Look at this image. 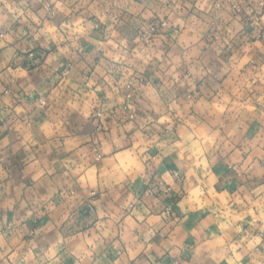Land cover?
<instances>
[{
	"label": "crops",
	"instance_id": "0c3cea01",
	"mask_svg": "<svg viewBox=\"0 0 264 264\" xmlns=\"http://www.w3.org/2000/svg\"><path fill=\"white\" fill-rule=\"evenodd\" d=\"M171 1L0 0V264H264V0Z\"/></svg>",
	"mask_w": 264,
	"mask_h": 264
},
{
	"label": "built area",
	"instance_id": "2783aa9c",
	"mask_svg": "<svg viewBox=\"0 0 264 264\" xmlns=\"http://www.w3.org/2000/svg\"><path fill=\"white\" fill-rule=\"evenodd\" d=\"M171 0H161L163 8H170ZM234 10H239L237 5H232ZM170 18L168 15L159 16L153 15L148 21L138 29L137 41L140 47H148L151 45L157 36L169 26ZM97 29H101L100 21L95 23ZM149 80L147 76L142 73H135L133 71H127L125 75L121 77L114 85V91L122 100L117 105L112 107H106L103 104H99L95 107L93 112V121L95 123L96 130L103 131L106 129L109 120H113L119 126H124L126 123L137 119L138 116V96L143 87L148 84ZM42 101V104H45ZM100 157V155H99Z\"/></svg>",
	"mask_w": 264,
	"mask_h": 264
},
{
	"label": "rangeland",
	"instance_id": "374dc122",
	"mask_svg": "<svg viewBox=\"0 0 264 264\" xmlns=\"http://www.w3.org/2000/svg\"><path fill=\"white\" fill-rule=\"evenodd\" d=\"M50 13H51V15H52V13H54V12H52V11H49ZM99 20H97V19H95L94 21H93V27L95 28V29H97L96 27H95V23L96 22H98ZM97 30H99V29H97ZM6 34H7V31H0V39H2V38H4L5 36H6ZM146 76V75H145ZM47 96H43V97H40L39 99H38V101H36V109H45L46 107H48L49 106V102H48V99L46 98ZM189 99H191V98H189ZM42 101H45L46 103L45 104H42ZM92 116H93V114H92ZM94 130H95V132H98L97 130H96V128H94ZM100 132V131H99ZM95 157L97 158V160H99V159H101L102 158V153L100 152V150L98 149V148H95ZM99 155H100V157H99Z\"/></svg>",
	"mask_w": 264,
	"mask_h": 264
}]
</instances>
